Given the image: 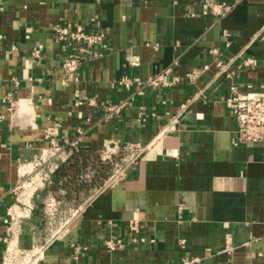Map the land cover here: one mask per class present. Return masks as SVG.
I'll return each mask as SVG.
<instances>
[{"label":"crops","instance_id":"obj_1","mask_svg":"<svg viewBox=\"0 0 264 264\" xmlns=\"http://www.w3.org/2000/svg\"><path fill=\"white\" fill-rule=\"evenodd\" d=\"M57 23L105 40L89 49L57 40ZM71 56L82 59L76 77L63 66ZM167 67L200 72L142 84ZM231 83L264 86V0H0V264H264V143L236 134ZM122 101L120 115L100 119ZM53 122L62 143L146 148L45 236L43 204L67 203L48 180L73 151L49 148Z\"/></svg>","mask_w":264,"mask_h":264},{"label":"built area","instance_id":"obj_2","mask_svg":"<svg viewBox=\"0 0 264 264\" xmlns=\"http://www.w3.org/2000/svg\"><path fill=\"white\" fill-rule=\"evenodd\" d=\"M207 4L212 8V11L219 14H223L226 10L230 9V5L226 3L207 1ZM52 32L53 37L57 40L78 44L80 43L86 46L88 49L92 47H98V45H100L105 40V34L101 31L87 30L82 27L73 28L62 23H57L54 26ZM34 53L36 56L40 54L38 49H35ZM81 62V57L71 56L63 62V66L71 77H76ZM247 62L252 63L253 59H247ZM139 64V58H133L132 65L137 66ZM218 65L220 67V71L225 70L224 63L219 62ZM199 72L200 71L195 70L184 75H180L173 72V67H167L163 71L152 75L147 80L142 81V84L150 87L173 86L181 81L194 80L196 77H198ZM134 82L135 80L133 77H124L120 81L122 85L127 87H130L132 84H134ZM89 101L92 106L97 105L94 99L90 98ZM226 101L236 121V134L238 137L246 142L264 143V86L261 89H255L253 88V85L248 84L247 89L242 91L235 83H231L230 93ZM125 106L126 101L108 103L105 106L104 112L100 115V119L108 120L113 116L120 115ZM87 119L90 120L91 117L89 116ZM59 131V122H53L44 129V135L49 142L48 146L55 154H60L69 148H79L81 146L80 138L66 140L63 143L59 142ZM160 134H158L156 138H158ZM145 148L146 147L139 142H127L125 144H119L113 141L102 148L100 152L104 161L112 162L114 156L117 154L121 155V162H117L114 174L105 186H110L118 179L122 178L126 173V169L141 157L145 151ZM170 155L178 156L179 152H171ZM48 182L51 183L52 180L49 179ZM51 204L56 205L53 199ZM106 243L108 246H114L116 243H120V240L110 239L107 240ZM198 260L199 257H184L182 258L180 264H197Z\"/></svg>","mask_w":264,"mask_h":264},{"label":"rangeland","instance_id":"obj_3","mask_svg":"<svg viewBox=\"0 0 264 264\" xmlns=\"http://www.w3.org/2000/svg\"><path fill=\"white\" fill-rule=\"evenodd\" d=\"M98 153L101 162L97 163L95 168H91L90 166L87 167L82 180H78L77 182L76 180L68 181L67 183L69 188L58 186L59 188L54 189L56 191V195L64 196V200H67V203L52 205L49 201L47 204L46 202L43 204L46 213V222L43 224L45 236H51V234L54 233L56 229L70 221L72 214L76 213V210L74 209L76 205L73 204H78L80 201L84 200V195L88 193V188H91L92 190L101 189L114 174L117 162H121V155L117 154L114 156L113 161L111 162L104 161L102 159L100 150ZM62 181L64 180L62 179ZM52 182H54V180H52ZM61 185L63 184L61 183ZM61 199L63 200V198ZM68 202L71 203L69 204Z\"/></svg>","mask_w":264,"mask_h":264},{"label":"trees","instance_id":"obj_4","mask_svg":"<svg viewBox=\"0 0 264 264\" xmlns=\"http://www.w3.org/2000/svg\"><path fill=\"white\" fill-rule=\"evenodd\" d=\"M99 162H101L99 153L92 147L80 146L79 148H73L69 158L63 161L54 173L52 189L59 188L58 186L69 188L68 181L76 180L77 182L82 180L87 167L95 168Z\"/></svg>","mask_w":264,"mask_h":264}]
</instances>
